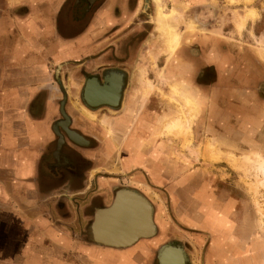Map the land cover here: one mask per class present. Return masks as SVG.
Segmentation results:
<instances>
[{
  "label": "crops",
  "instance_id": "0c3cea01",
  "mask_svg": "<svg viewBox=\"0 0 264 264\" xmlns=\"http://www.w3.org/2000/svg\"><path fill=\"white\" fill-rule=\"evenodd\" d=\"M196 1L177 0L188 8ZM142 2L0 0V264H159L169 236L162 210L154 214L157 237L128 248L95 243L91 224L119 189L136 190L157 207L160 187L171 186L163 172L176 168L171 156L179 149L165 131L179 114L170 86L185 83L201 101L193 133L203 144L211 138L231 143L222 152H244L241 144L254 138L249 131L257 121L264 126L256 118L264 100L253 83L235 81L241 58L225 45L224 32L208 17L200 26L205 33L186 30L191 18L178 6L182 47L167 53ZM116 71L128 79L120 108L87 104L88 77ZM110 90L95 85L91 97L110 101ZM63 102L85 145L61 128ZM55 128L65 136L57 156ZM204 216L195 242L184 237L191 264H264V240L235 236L226 230L229 216L218 220L208 206Z\"/></svg>",
  "mask_w": 264,
  "mask_h": 264
},
{
  "label": "rangeland",
  "instance_id": "374dc122",
  "mask_svg": "<svg viewBox=\"0 0 264 264\" xmlns=\"http://www.w3.org/2000/svg\"><path fill=\"white\" fill-rule=\"evenodd\" d=\"M172 1L175 3V7L168 9L163 0H160V2L159 0H155L158 8L161 7L167 12H170V10L173 12L170 25L176 26V29L182 34L180 35V45L176 50L179 51L182 47L183 31L181 29L183 26H179L178 13L175 8L181 6L187 9L188 5H184L183 2ZM209 1L207 8L199 10L197 15L193 13L192 20L184 28L191 30V32L203 33L204 31L200 29V26L202 23H206L204 21L208 17L209 20L207 21L215 24L221 34L224 32V37H226L225 45H232L231 48L237 50L241 60H244L238 69L246 71V74L240 73V78H236L235 76V81L240 82L241 85L244 80H247L249 83H253V87H259L260 83H264V0ZM158 8H156L157 11ZM216 8H218L217 11ZM251 11L254 13L253 15L250 14ZM189 17L190 15L187 16V18ZM159 28L160 24L157 23L156 29L165 41V36ZM197 29L200 31H197ZM166 48L167 53L168 51L171 52V49L167 45ZM171 54L173 53L171 52ZM246 60L250 62L254 61L255 63H250L249 67V64L245 62ZM247 73H252L253 76L251 74L247 75ZM260 73L263 74L260 75ZM161 79L163 81L164 78L161 77ZM165 83L167 84V82ZM91 85L95 84L92 83ZM174 86H170V89L177 97L174 103L176 114L179 115L176 118L183 120L187 127L188 123L186 120L190 119L188 107L181 101L182 96L180 93H174ZM110 91L112 92L113 89ZM262 91L264 93V87H262ZM114 96L112 92L108 95V98L112 99ZM171 101L173 104V100ZM159 108L161 112L164 109L163 107ZM199 110L200 115L201 109ZM198 116L193 120L190 135L185 133L180 135L178 133L180 132L179 130H168V125L173 120L166 125L165 133H170L176 137L170 139L175 141L174 143L179 152L175 155H170L173 160L175 159L176 168L166 169L163 172L165 173L163 180L171 186L162 185L159 190L161 198L157 201L156 208L157 211L162 210V213L167 217L166 221L168 224L166 225L167 229H165V232H168L169 235L159 247V250L169 244L185 248V236H191L194 243L195 237H198L200 230L197 224L202 225V222L205 223L204 208L207 206L219 215L218 220L222 219V213L229 215L231 225L235 227V232L238 233L237 236L246 239L245 241L250 238L252 240L253 237H255L256 241H263L264 171L257 169L256 163L249 162L246 158L258 154L262 157V162L264 161V126L260 125V122L257 121L256 126L257 124L259 126L256 130L249 131V134L254 138L249 141L246 140L247 142L245 141V143L241 144L245 150L244 152L237 153L236 147L233 149L234 152H222L221 146H223V150H230L227 146H232L231 143H229L230 145L223 143L219 146L214 139L210 138L203 144V140L201 142L198 141L197 137L194 138L193 131ZM256 118L264 120V106L261 107V111H257ZM170 165L173 166V164ZM174 186L176 187V194L171 189ZM189 218L192 220L196 219V224L192 220L189 221ZM229 218L225 219L228 220V225L230 224ZM158 232L159 228L157 226V234L151 239L156 238ZM210 240L207 237L204 243ZM170 254L171 251H168L167 257ZM175 260L176 262L179 261L178 254L175 255Z\"/></svg>",
  "mask_w": 264,
  "mask_h": 264
},
{
  "label": "water",
  "instance_id": "95a60500",
  "mask_svg": "<svg viewBox=\"0 0 264 264\" xmlns=\"http://www.w3.org/2000/svg\"><path fill=\"white\" fill-rule=\"evenodd\" d=\"M96 1L97 0H90L91 3H95ZM110 77L111 76L106 75L104 77L103 83H100L97 78L87 79L84 88V99L87 102V104H89L91 107H99V106H109L111 108L118 107L124 85V75L121 80L119 79V83H122V88L120 90L121 92L118 96L117 102L116 101L111 102L105 99H101L100 101L98 100L97 102L91 97L92 92L90 91V87L93 81H97L100 86L102 84L103 86H105ZM61 114L64 119V120L62 119L63 121L69 119V116L64 109V102L61 104ZM66 125L67 127L61 126V128L63 129V131H65L68 138L73 143L77 145H85L88 142L87 139L84 136H82L80 133L70 129V121L68 123L66 122ZM56 133L59 137L58 147L56 151V156H57L58 153L59 154L61 153V149L65 144V136L62 133L57 132V130ZM75 135L85 140L86 143L79 142L77 139L74 138ZM126 199L127 200L130 199L132 201L135 200L139 202V204L145 206L147 213L146 215H144V219L141 222L142 228H136V225L131 221V219H133L131 213L134 215V212L132 211L131 207L127 204ZM154 211L155 208L153 204L142 193L133 189H127V188L119 189L116 192L115 198L109 207H106L104 209H98L95 212L94 220L91 224V233H92L93 241L102 246L122 249V248L131 247L140 240L151 239L157 234V225L154 222L155 221ZM127 220L129 221L130 225L127 224ZM104 227H106L105 229L107 230V232L105 233H104ZM103 233L106 234V236L109 235L110 238H106V236ZM171 250H175L178 253H180L181 262L179 264H186L187 262H189L188 255L183 247L169 244L162 247L159 250L158 252L159 264L168 263L167 253L168 251Z\"/></svg>",
  "mask_w": 264,
  "mask_h": 264
},
{
  "label": "bare ground",
  "instance_id": "6f19581e",
  "mask_svg": "<svg viewBox=\"0 0 264 264\" xmlns=\"http://www.w3.org/2000/svg\"><path fill=\"white\" fill-rule=\"evenodd\" d=\"M246 1H248V0H246ZM159 2H160V0H159ZM250 14L253 15L254 13L251 11ZM172 16H173V12H171V10H170V12H167L166 10H164L163 8L160 7V8H158L156 16H154V19L158 20L157 23L160 24L159 29L165 36L166 45L168 46L169 49H171V52L174 53L180 45V40H181L180 35H182V34H181V32L179 33L178 29H176V26L170 25V21H171ZM187 88H188V86L185 83L184 84L178 83L177 85H175L173 87L174 93L175 94L180 93V95L182 96L181 101L185 104L186 107H188V113L190 115V119H188V121L186 120V122L188 123L187 127L184 124V121L181 120L180 118H176L175 120H173L168 125V128H167L168 130H174V131L179 130L180 132H178V133L180 135L183 133L190 135L191 129H192L191 127L193 126L192 125L193 120L199 115V112H200L199 109H200L201 101L199 100L198 97H196V95L193 92L189 91V89H187ZM119 90H121V89H119ZM118 96H119V94H118ZM118 96H117V99H118ZM117 99H115L114 101L117 102ZM66 121H69V119H66ZM66 121L64 122L65 124L63 127H67ZM246 160L249 162L256 163V165H257L256 168L264 171V161L262 162V157L259 156L258 154H254L250 158H246ZM127 199H126L127 204L131 207L132 211L134 212V215L131 213V216L133 218V219L130 218L131 221L136 225V228H142L141 222L144 219V215H146V213H147L145 206L142 204H139V202H137L135 200L132 201L130 199L129 200H127ZM127 224L130 225L128 220H127ZM105 228L106 227H104V233L107 232V230ZM104 235L106 236V234H104ZM103 238H104V236H103ZM106 238H110L109 235H107ZM176 254L179 255V261L178 262H176V260H175ZM167 260H168L167 264H179L181 262V255L177 251L171 250V254Z\"/></svg>",
  "mask_w": 264,
  "mask_h": 264
},
{
  "label": "flooded vegetation",
  "instance_id": "af4514ba",
  "mask_svg": "<svg viewBox=\"0 0 264 264\" xmlns=\"http://www.w3.org/2000/svg\"><path fill=\"white\" fill-rule=\"evenodd\" d=\"M155 2V0H143V2H142V4H143V6H144V13L147 15V17H148V21L149 22H154V24H155V26L157 25V22H156V20L154 19V17L152 16V9H153V4L152 3H154ZM176 2H177V0H175ZM179 3H181V2H179ZM164 4H165V6H166V2H164ZM208 5H209V2H206L205 0H197L196 1V4H194L193 5V7L192 8H190V6H189V8L187 7V9H185L186 11H187V16H189L190 15V18L192 17V15H193V13L194 14H196L197 15V13H198V11L199 10H201V9H205V8H207L208 7ZM167 7V6H166ZM174 7H172L171 9H173ZM156 14H157V10L155 11V14H154V16H156ZM192 20V18L190 19V21ZM190 21H189V23H190ZM226 33H229V32H226ZM241 58V57H240ZM244 59H245V57H244ZM243 59L241 60V64L243 63ZM245 62H247V61H245ZM248 64L249 63H251L250 61H248L247 62ZM249 67H250V64H249ZM243 73L245 72V71H242ZM241 71H240V73L241 74H243ZM123 73H121V72H110V73H108L107 75H109V76H111L109 79H108V81H107V83H106V85L105 86H103V84L100 86L99 85V83L97 82V81H93V83L95 84V85H98L99 87H109V88H111V89H113V93H114V98H112V99H109L111 102H113L115 99H117V94H120V90L119 89H121L122 88V83H119V79L121 80L122 78H123V75H122ZM106 76V75H105ZM105 76H103V75H90V77H88V79H91V78H97L98 80H99V82L100 83H103V81H104V77ZM126 82H128V79H127V77L125 78L124 77V85H123V89H122V93H123V90H124V86H125V83ZM95 85H91V87H93V86H95ZM259 87H256V89H257V91H258V94H259V97L261 98V100L263 99L264 100V93H263V91H262V87H264V83H260L259 85H258ZM121 96H123V94H121ZM121 99H122V97H121ZM121 99H120V102H119V104L121 103ZM101 107V106H100ZM99 107V108H100ZM102 107H104V106H102ZM107 107V106H106ZM120 108V106H118V107H116L115 108V110H118ZM114 109V108H113ZM154 206V205H153ZM154 208H155V210H157V208H156V206H154ZM154 214H155V211H154ZM229 216V215H228ZM192 219L191 218H189V221H191ZM196 220V219H195ZM195 220L193 219L192 221L196 224V222H195ZM229 220H230V224L227 226V228H226V230H231V231H235V227L234 226H232L231 225V218H229ZM197 221V220H196ZM204 223L202 222V225H198L197 224V227H199L200 229L201 228H203L204 229V227H202V226H204L203 225ZM157 225V224H156ZM195 227V226H194ZM207 229V228H206ZM225 230V231H226ZM232 236H234V235H232ZM235 236H237V234L235 235ZM245 241V240H244ZM247 241H249V240H247ZM174 246H178V245H174ZM185 249V248H184ZM185 252H186V250H185ZM186 264H191V261H190V259H189V262H187Z\"/></svg>",
  "mask_w": 264,
  "mask_h": 264
}]
</instances>
